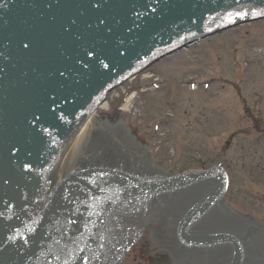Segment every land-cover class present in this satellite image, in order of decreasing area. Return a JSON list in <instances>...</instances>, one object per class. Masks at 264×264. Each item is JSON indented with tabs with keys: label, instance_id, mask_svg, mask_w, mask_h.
Returning a JSON list of instances; mask_svg holds the SVG:
<instances>
[{
	"label": "rangeland",
	"instance_id": "374dc122",
	"mask_svg": "<svg viewBox=\"0 0 264 264\" xmlns=\"http://www.w3.org/2000/svg\"><path fill=\"white\" fill-rule=\"evenodd\" d=\"M105 102L95 114L130 126L150 146L152 164L171 174L222 165L226 201L264 223V17L166 53ZM145 234L118 264L160 263Z\"/></svg>",
	"mask_w": 264,
	"mask_h": 264
},
{
	"label": "water",
	"instance_id": "95a60500",
	"mask_svg": "<svg viewBox=\"0 0 264 264\" xmlns=\"http://www.w3.org/2000/svg\"><path fill=\"white\" fill-rule=\"evenodd\" d=\"M237 1L247 3L244 7H246V11H249L253 7L258 8V5L256 4L261 0H0V7H2L0 8V116L4 114L5 110H8V113L10 112L9 110H11V114L8 115V113H6V116L3 115V118L7 119V117L10 116V118H12L10 119V122L12 123L13 128L22 127V121L35 116L36 110L31 107H26L30 105L31 102L36 103L37 96L43 95L39 87V81L35 80L37 75L34 72L35 68L40 70L42 62L40 58L45 57V50H47L46 52H50V49L52 48L51 45L48 46V48L50 47L49 49H47L46 46V49H44V55L41 54L40 51L35 50V45L42 39L45 41H51L54 36L57 35L59 38V36L62 35V37H65L68 40L67 43L69 49L63 56L64 59L60 60V65L62 66L64 73L66 72L67 74L70 70L71 72L72 70H77L76 72L67 75L70 76L72 80L73 75L81 73L79 63L81 65L85 59L86 52V50L83 51L81 47L84 44L83 39L86 36H88V39L86 38L85 40L86 44L87 42L91 43V40L98 43H103L104 41L105 46L103 47L102 45V49H97V52H99V62L101 61V63L105 64V62L108 63V60H106L105 56L100 52L104 53V50L107 52L116 51L114 54H117L120 51V54L122 52L121 50H124L125 48L129 49L132 44L138 43V45L135 46V48H137L141 42H145L142 38H139L136 31L142 29L145 26L146 21L150 22L151 20L149 18L151 16L155 17L154 15H157L159 17L161 16V18L173 17L178 19L181 18L185 21H192L197 13H201L200 16L203 17L205 13H209L205 15L210 17L214 13L222 12L223 9L231 8ZM3 4L4 6H2ZM31 7L32 11H30ZM154 9H157L159 12ZM27 14L32 17L28 23L25 19L27 18ZM192 15L194 16L193 18ZM101 21H103V23H101ZM48 36H52V38L48 39ZM119 37H121V42L119 41ZM151 40L153 39H149V41ZM25 44H32L34 48L32 50H30L31 48L29 49V47L24 48ZM38 47L41 46L39 45ZM93 53L96 52L93 51ZM38 54L40 56L39 59ZM45 58H48L47 60H49V57ZM49 63L50 67L58 68L57 63L49 61L48 65ZM32 70H34V72ZM116 73L117 71L115 70L111 72L110 75L115 76ZM9 86L11 88H9ZM4 95L5 97L2 99ZM23 97L26 98L23 99ZM85 115L81 114V118L83 119ZM77 116L80 117L79 114H77ZM36 120L37 116L31 121L35 122ZM79 121L81 120H78L75 123L79 124ZM102 128V126L91 127L87 140L80 144V152L86 153L92 150V153L83 156L75 152L71 160L72 166L75 165L77 167L89 155V160L91 162L88 161L90 163L100 162L102 164H110L119 162L127 170L138 172L139 176H147L152 174L151 172H154L151 167L145 163L143 156L137 158L132 155H126L125 151H119L117 154L110 150L104 151V140L99 139L97 134L95 136V133L97 131H102ZM117 132H119V129H117ZM107 133L111 134L109 132ZM3 134L4 130L1 128L0 135ZM5 140H7V137H3L1 142H5ZM67 141L68 137L67 140L59 145L60 147L57 156L51 163V168L44 176L42 186L46 190L61 183L65 175L71 171L66 167ZM4 144L5 143H3V145ZM0 145L2 144L0 143ZM211 174L216 175L219 178L216 169H208L201 173H187L172 178L170 179L169 185L178 187L179 185H184ZM216 185L217 190L214 193L218 194L221 191L220 178L217 180ZM206 186H208V182H202V184L199 185V192L203 191ZM162 194V196L159 194L158 197L148 201L147 216L154 213V215H152V221L153 223L155 222V225H157L159 231H161V238H163L161 241L165 240L166 244L171 245L170 240H167L166 233L164 234V232L171 233L172 230L170 227L173 218L178 213L182 212L186 203L179 202L175 205L176 209L167 211L160 208V204L164 202L163 206L166 209H171L174 207V203L167 202L168 199L166 198L165 193ZM214 203L215 207L212 208L213 210L211 209V211L201 216L202 220L206 219L205 221H208L206 225L201 226L204 230L209 229L211 224H213V221L210 218L212 214L216 213L217 215V210L222 208L219 201ZM22 209L25 210V207H22ZM143 212L144 210H138L136 215L142 217L145 215V213L143 215ZM18 217L19 215L15 213L14 218L16 219ZM219 217L217 218L218 221L221 220V217L220 219ZM117 220L119 223L121 222L120 219L117 218ZM255 220L264 224L257 219ZM22 223V218L19 217L18 224L21 225ZM215 225L219 224L216 223ZM14 226L15 224L12 223L8 228ZM217 228H220V225L217 226ZM222 228L223 227H221V229ZM169 230L170 232H168ZM226 230L233 231L229 226ZM260 231L261 230L258 229L257 232H255L256 234L258 233L257 236H259ZM263 235L264 232L260 234L259 238H254V236L250 240L251 243L254 244L263 237ZM37 237H39L37 242L41 245L45 244L43 247L49 251L50 256L49 259L46 260L45 253L38 254L34 258V262L56 264L55 258H53L51 254L58 248V246H56L57 235L42 233L36 236V238ZM257 243L261 246L254 250L259 253L258 249L261 250L263 248V251H260V253L263 254L264 239L261 238ZM226 245L227 244L223 243L216 247V255L213 254L214 258L211 256L213 253L212 249L201 250L192 248L185 253L179 248V245H175V258L177 257L176 261H184L187 260L186 258H189L192 261H197L199 264H204V262L206 264H227L229 251ZM251 245L247 244V242L243 243V254L245 255V258H248L249 260L259 256L254 252L252 255L250 254ZM29 247H33V244ZM19 250H21L20 247ZM31 252H33V250ZM216 256H218V258H215ZM199 259L202 260V263ZM65 263H67V261H65ZM4 264H22V261L20 256H17V254L13 252V255L8 257ZM29 264H33V262ZM253 264L258 263L253 262Z\"/></svg>",
	"mask_w": 264,
	"mask_h": 264
},
{
	"label": "bare ground",
	"instance_id": "6f19581e",
	"mask_svg": "<svg viewBox=\"0 0 264 264\" xmlns=\"http://www.w3.org/2000/svg\"><path fill=\"white\" fill-rule=\"evenodd\" d=\"M131 97L127 99L124 106H129V101ZM100 107H107L106 102H102ZM110 126L109 123L105 124V121L98 120L94 113L87 114L77 125V127L73 130V132L69 135L67 145H66V167L68 170H73L76 168L75 165H71V160L75 152L80 155H87L92 153V150L82 153L80 152V144L87 140L91 127L93 126Z\"/></svg>",
	"mask_w": 264,
	"mask_h": 264
},
{
	"label": "snow or ice",
	"instance_id": "6c2138e0",
	"mask_svg": "<svg viewBox=\"0 0 264 264\" xmlns=\"http://www.w3.org/2000/svg\"><path fill=\"white\" fill-rule=\"evenodd\" d=\"M94 6H95V5H94ZM101 23H103V21H101ZM24 47L27 48L28 45L25 44ZM91 53H92L91 51H88V50H87V51L85 52V57H87V56L90 55ZM97 58H98V57H97ZM88 64H89V63H86V66H87ZM61 75H63V73H61ZM25 167H27V166L25 165Z\"/></svg>",
	"mask_w": 264,
	"mask_h": 264
}]
</instances>
